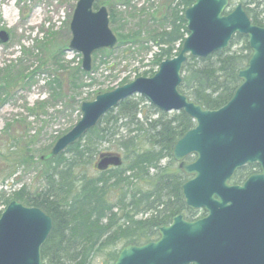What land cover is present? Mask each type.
<instances>
[{
	"label": "trees",
	"instance_id": "obj_1",
	"mask_svg": "<svg viewBox=\"0 0 264 264\" xmlns=\"http://www.w3.org/2000/svg\"><path fill=\"white\" fill-rule=\"evenodd\" d=\"M132 2L97 0L95 8L107 6L111 26L116 30L118 23L126 24L119 7H124L131 14L130 18H135L130 8ZM241 3L253 24L264 27V0H242ZM236 4V0H231L232 7ZM191 6L189 0H167L161 18L152 17L154 29L150 32V40L158 49L153 57V65L157 68L164 60L177 57L181 52L188 36L185 12ZM132 38L133 45L142 43L140 32L134 33ZM123 42L121 39L120 44ZM105 52L110 53L100 51ZM30 53L25 51L26 55ZM251 56L247 37L237 35L227 50L205 59L189 57L183 68L184 82L180 91L203 108L218 110L233 98L241 85L238 74L248 66ZM45 58V54L39 57V66L27 78L23 77V70L28 69L22 67L23 70L17 72L24 85L45 73L40 71L47 65ZM57 58L50 65L54 70L59 68L57 73L62 71L63 75L49 83L54 87L56 98L63 87L62 76H66L67 85L77 86L81 83L80 74H85L81 67L68 70ZM104 63L108 65L107 61ZM22 65L21 61L20 66L8 65L0 70V88L4 92L17 87L9 80L15 68ZM152 71L144 75L152 77L156 73ZM48 73L54 80L56 73ZM72 101L77 104L75 97ZM144 102L141 97L121 102L96 128L63 154L40 158L42 189L31 191L23 186L11 197H1L5 207L18 201L27 207L39 208L52 218L54 227L42 248L45 264H94L100 257L104 264H115L124 246L153 242L158 237L159 227L170 224L175 216L182 214L189 221L197 218L196 212L186 207L182 194L187 177L175 166L173 159L175 145L195 127V122L184 112L166 114L153 106L152 111L147 112L143 108ZM155 114L159 115L156 119L153 118ZM114 141L122 152L119 154L123 157V166L98 172L96 177L88 175L86 168L103 154L98 153L99 145ZM25 149L18 142L8 147L3 160L12 175L20 169L33 167L35 157L24 152ZM166 159L168 163L164 165ZM140 216H146V219H140Z\"/></svg>",
	"mask_w": 264,
	"mask_h": 264
},
{
	"label": "water",
	"instance_id": "obj_2",
	"mask_svg": "<svg viewBox=\"0 0 264 264\" xmlns=\"http://www.w3.org/2000/svg\"><path fill=\"white\" fill-rule=\"evenodd\" d=\"M189 1L192 6L185 13L189 35L180 54L163 61L152 78H137L84 102L80 121L46 156L64 153L121 102L136 95L162 112H184L195 122L175 145L173 158L192 177L182 188L186 206L208 208L210 216L193 222L183 215L174 217L169 226L159 228L158 241L128 244L115 264H226L219 213L225 204L224 192L234 190L229 181L238 169L258 163L263 173L250 181L264 182V28L252 23L243 4L231 10L230 0ZM95 3L79 0L70 23L69 49L82 54L85 72L92 69L94 52L113 50L118 43L108 9L95 10ZM236 35L247 37L252 51L248 66L238 74L242 83L225 106L207 110L180 91L184 65L188 57L205 59L227 50ZM9 41V33L1 31L0 44ZM189 156H195V161L186 162ZM122 164L119 154L106 153L95 167L103 172ZM53 226L52 218L41 209L12 201L0 217V264H44L42 248ZM225 258L227 263L235 262Z\"/></svg>",
	"mask_w": 264,
	"mask_h": 264
},
{
	"label": "rangeland",
	"instance_id": "obj_3",
	"mask_svg": "<svg viewBox=\"0 0 264 264\" xmlns=\"http://www.w3.org/2000/svg\"><path fill=\"white\" fill-rule=\"evenodd\" d=\"M78 1L0 0V31L4 30L10 34V41L0 44V70L8 65L20 66L21 61L23 64L15 68L9 80L13 82L11 85L17 87H11L7 92L0 88V213L6 208L1 203L3 195L9 198L23 186H27L31 191L44 187V180L39 175L42 164L40 158L48 155L56 142L80 121L82 103L93 101L98 95L112 91L124 82L146 77L145 72L153 70L155 73L158 69L153 65V57L158 49L150 40V32L154 29L151 19L153 16L157 20L161 18L167 0H133L130 8L135 18H130L131 14L125 11L124 7H119L126 24L123 26L124 23H118L122 26L117 25L116 30L111 26L118 39L116 48L107 50L110 53H100L101 50L94 52L92 69L90 72L82 69L85 74H80L81 83L77 86L67 85L66 76H62L63 87L60 96L56 98L54 87L49 83H53L63 72L58 74L59 68L54 70L50 63H55L58 57L60 65L68 70L82 68V54L69 49L72 40L70 23ZM241 1L236 0V3ZM262 18L264 20V14ZM136 32L143 36L142 43L133 45L132 35ZM121 39L124 41L122 45ZM25 51L33 54L26 55ZM62 51L63 53H60ZM44 54L47 57V65L40 71L45 73L37 75L35 80L24 85L17 72H21L22 67L28 69L23 70V77L27 78L29 73L37 69L40 64L39 57ZM106 61L109 66L104 63ZM110 64H113L112 67ZM49 71L56 73L53 74L54 80L49 76ZM73 97L76 98L77 104H73ZM151 107L145 100L144 110L152 111ZM158 117V114L153 116L154 119ZM122 135L126 136V133L123 132ZM17 142L26 148L24 152H30L29 155L35 158L33 167L20 169L12 175L3 158L8 154V147ZM108 149L112 153H122L116 141L99 145L98 153H109ZM98 157L86 168L90 176H98L95 169ZM166 163L167 159L163 164ZM175 166H178L177 162ZM139 218L146 219V216ZM100 258L94 264H104V259Z\"/></svg>",
	"mask_w": 264,
	"mask_h": 264
},
{
	"label": "flooded vegetation",
	"instance_id": "obj_4",
	"mask_svg": "<svg viewBox=\"0 0 264 264\" xmlns=\"http://www.w3.org/2000/svg\"><path fill=\"white\" fill-rule=\"evenodd\" d=\"M194 160L190 157L189 162ZM112 168L114 167H109V169ZM262 173L260 164H247L231 177L229 186L234 190L224 192L225 204L219 213L223 234V253L235 261L227 263L224 256L226 264H264V182L250 181L261 176ZM190 179L192 177H187V180ZM244 187V190H237ZM191 211L196 212L195 220L210 216L208 208ZM159 239L158 231V237L154 241Z\"/></svg>",
	"mask_w": 264,
	"mask_h": 264
}]
</instances>
